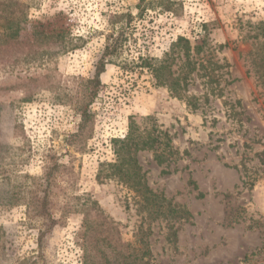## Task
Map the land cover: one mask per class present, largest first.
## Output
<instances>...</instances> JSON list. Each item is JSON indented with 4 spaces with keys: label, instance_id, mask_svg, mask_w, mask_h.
Masks as SVG:
<instances>
[{
    "label": "rangeland",
    "instance_id": "374dc122",
    "mask_svg": "<svg viewBox=\"0 0 264 264\" xmlns=\"http://www.w3.org/2000/svg\"><path fill=\"white\" fill-rule=\"evenodd\" d=\"M178 2L175 16L138 0H0L20 23L18 38L0 40L18 47L0 63V264L38 254L39 223L29 219L27 203L55 162L65 166L54 186L60 221L39 264H83L79 208L86 198L114 221L126 245L100 242L111 264H264V90L250 68L264 0ZM179 36L205 41L196 58L219 77L210 84L194 74L186 96L196 106L158 86L142 65V59L164 58ZM115 41L119 49L108 58L91 105L89 137L69 145L80 118L59 96H74L76 78L91 77ZM180 64L177 58L173 68ZM217 84L221 97L211 94ZM132 120L170 134L177 154L160 164L152 150H142L138 159L148 185L190 212L188 219L151 223L150 253L143 258L124 252L141 254L134 249L149 226L135 194L117 180L98 178L101 164L115 159L112 141L125 137Z\"/></svg>",
    "mask_w": 264,
    "mask_h": 264
},
{
    "label": "trees",
    "instance_id": "16d2710c",
    "mask_svg": "<svg viewBox=\"0 0 264 264\" xmlns=\"http://www.w3.org/2000/svg\"><path fill=\"white\" fill-rule=\"evenodd\" d=\"M148 1V2H147ZM146 2V3H145ZM16 2L15 4H18ZM145 3V7L152 6L159 8L164 12H171L178 16L180 12V2L178 0H138V6ZM155 3V4H154ZM144 7V8H145ZM14 8V7H13ZM15 10L6 8L0 5V25L5 26L3 31L0 30V40L18 38L19 25L14 16ZM4 20L1 21V18ZM3 23V24H2ZM257 44L255 50L251 54L250 68L256 79L257 85L264 90V22H260L257 26L256 33ZM205 47V41L193 44L192 41L185 37L179 36L172 44L169 52L165 53L164 58L159 59H142V65L147 67L154 77L158 86L167 87L174 97L183 99L186 98L188 103L196 106L194 103L195 97H188L187 91L190 85V80L194 74L206 77L208 83H218L217 78L203 61H200L196 56L200 55ZM18 47L15 44L5 45L0 42V63L7 62V57L16 55ZM119 49L117 41L108 43L103 54L97 60L95 71L89 78L78 77L77 88L74 96L69 97L68 94H60L64 97L60 98L64 103H69L74 106L80 121L77 132L67 136L66 142L69 145H75L77 140L87 139L90 133V126L93 122V114L91 105L100 92L102 85L101 75L106 69V65L110 62L108 59ZM182 60V64L175 69L173 68L176 59ZM18 61L15 59L14 63ZM217 69L222 68L218 62L214 63ZM229 67V64H226ZM229 73V71H227ZM211 94L218 97L223 96L222 88L218 84L211 87ZM115 159L113 162L101 164L98 174L100 179H114L125 185L135 195V202L138 206V211L144 213L148 223L147 232H142L139 237L141 254H133L130 250L124 252L131 257H145L150 253V242L148 235L150 234V225L154 221L170 217L181 216L190 217V212L176 207L162 193L155 192L146 180L145 172L141 166L138 153L142 150H152L155 159L162 164L165 160L170 159L177 154L173 150L172 138L167 131L160 130L156 126L139 127L134 120L130 122L129 130L124 138L114 139L112 141ZM65 166L59 162H55L44 174L45 183L38 185L36 190L31 192L30 200L27 203V214L32 222L38 224V243L39 251L36 256H11L7 260V264H39L43 260V247L46 238L56 225L59 223V218L55 213L54 195L55 181L61 168ZM97 208V202L89 198L81 201L79 210L84 213V255L83 264H111L106 252L100 247V242L110 245L113 249H119L126 246L120 242L118 237L119 230L114 221L104 217ZM96 211L93 218L92 213ZM129 248V246H128Z\"/></svg>",
    "mask_w": 264,
    "mask_h": 264
}]
</instances>
